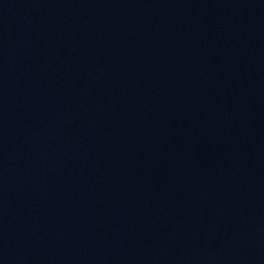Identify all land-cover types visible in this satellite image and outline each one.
Listing matches in <instances>:
<instances>
[{"label":"water","instance_id":"obj_1","mask_svg":"<svg viewBox=\"0 0 264 264\" xmlns=\"http://www.w3.org/2000/svg\"><path fill=\"white\" fill-rule=\"evenodd\" d=\"M0 264H264V0H0Z\"/></svg>","mask_w":264,"mask_h":264}]
</instances>
